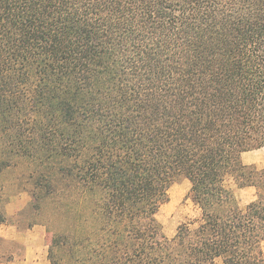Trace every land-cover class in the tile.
<instances>
[{"label": "trees", "instance_id": "16d2710c", "mask_svg": "<svg viewBox=\"0 0 264 264\" xmlns=\"http://www.w3.org/2000/svg\"><path fill=\"white\" fill-rule=\"evenodd\" d=\"M2 141L65 182L50 264H264V0H0Z\"/></svg>", "mask_w": 264, "mask_h": 264}, {"label": "rangeland", "instance_id": "374dc122", "mask_svg": "<svg viewBox=\"0 0 264 264\" xmlns=\"http://www.w3.org/2000/svg\"><path fill=\"white\" fill-rule=\"evenodd\" d=\"M0 143V161L7 159L8 154L5 145ZM243 162L253 164L259 168H264V145H260L243 156ZM38 162H33L31 158L25 156H14L9 166H6L0 172V211L4 213V207L11 196L20 193L27 195L30 202L25 206L18 215L6 217V223H19L22 228L33 226L35 224L44 225L46 228L45 240V256L40 264H50L48 259V229H55L52 225L59 219L60 207L62 206V193L64 189V180L59 175L55 185L58 189L52 195L45 198L46 186L43 188L36 187V180L39 178ZM45 180L43 185H47ZM191 182L188 177L181 176L169 188V200L163 204L157 214L159 223L166 236L172 237L176 232V228L180 222L187 219L195 218L199 214V209L189 197V189ZM228 186L232 189L237 202L241 206H245L256 197V189L254 187L239 188L232 181H228ZM37 194L39 195L37 198ZM34 195V197H33ZM36 196V197H35ZM39 207V209H36ZM61 219H59L60 222ZM27 250L23 244H16L10 241L0 239V264H34L27 261ZM40 260V258H39ZM216 264H223L221 259Z\"/></svg>", "mask_w": 264, "mask_h": 264}, {"label": "crops", "instance_id": "0c3cea01", "mask_svg": "<svg viewBox=\"0 0 264 264\" xmlns=\"http://www.w3.org/2000/svg\"><path fill=\"white\" fill-rule=\"evenodd\" d=\"M246 151L242 154V160ZM30 202L24 193L11 196L4 207L5 217H12L19 214L21 209ZM0 239L16 244H23L27 250V261L40 264L45 256L46 228L44 225L35 224L22 228L19 223L0 224ZM40 258V260H39Z\"/></svg>", "mask_w": 264, "mask_h": 264}]
</instances>
